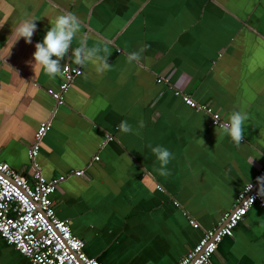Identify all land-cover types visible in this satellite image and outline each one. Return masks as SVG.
<instances>
[{
	"label": "crops",
	"instance_id": "obj_1",
	"mask_svg": "<svg viewBox=\"0 0 264 264\" xmlns=\"http://www.w3.org/2000/svg\"><path fill=\"white\" fill-rule=\"evenodd\" d=\"M68 12L81 21L72 48L81 39L106 48L111 70L77 65L69 52L62 67L81 73L56 104L46 91H57L62 77L32 67V56ZM26 18L35 20L31 43L19 39L8 55L11 33ZM143 45L141 61L129 63L127 54ZM172 90L224 122L245 113L241 145ZM124 120L132 132L117 130ZM45 122L34 159L41 177L83 171L50 200L84 254L101 264H176L264 161V0H0V162L27 180V151ZM149 144L174 154L170 176L155 171ZM210 263L264 264V208L247 211ZM0 264L30 263L0 239Z\"/></svg>",
	"mask_w": 264,
	"mask_h": 264
},
{
	"label": "built area",
	"instance_id": "obj_2",
	"mask_svg": "<svg viewBox=\"0 0 264 264\" xmlns=\"http://www.w3.org/2000/svg\"><path fill=\"white\" fill-rule=\"evenodd\" d=\"M81 71L67 65L62 67V83L57 91L47 90L46 94L56 104L62 103V95ZM157 83H166L157 79ZM184 106L207 115L212 126L220 128L225 123L219 113L209 106L196 103L182 92L172 90ZM217 121H216V120ZM221 129V128H220ZM49 130V123L39 125L33 135V142L27 151L31 165V176L27 180L15 173L8 165L0 162V239L30 264H101L88 258L83 252V242L73 236L65 221L56 218L50 196L59 183L67 178L82 177L83 171H68L49 180H44L38 172L34 159L39 144ZM106 141L112 137L105 135ZM97 157L92 160L97 161ZM264 177V161L256 169L251 189L244 185L235 195L230 210L224 212L215 228L204 231L197 243L185 253L176 264H211L210 258L223 238L232 237L233 230L247 211L255 206L264 208V195H257L260 185L257 178ZM253 198V203L249 201ZM191 228L197 224L188 219Z\"/></svg>",
	"mask_w": 264,
	"mask_h": 264
},
{
	"label": "clouds",
	"instance_id": "obj_3",
	"mask_svg": "<svg viewBox=\"0 0 264 264\" xmlns=\"http://www.w3.org/2000/svg\"><path fill=\"white\" fill-rule=\"evenodd\" d=\"M35 20L26 18L21 21L15 28L14 33H11L13 41L11 47L8 49V55L13 45L21 38L25 43H31V37L36 31ZM81 28V21L74 13H63L55 17L50 30L46 32L42 42L35 44V52L32 56V67H37L50 77H55L62 72L61 61L70 56L74 63L80 66H85L88 62L95 63V70L97 73L103 74L105 71L111 70V65L107 63L109 55H103L106 52V48L99 46L89 47L86 40L81 39L79 46L72 48V42L76 38L77 33ZM149 46L143 45L139 50L127 54V60L129 63L135 61L139 63L142 58V53L147 50ZM247 119V115L240 111H234L230 114L227 122L220 124V128L224 135L228 136L231 141L240 146L241 141L244 138L245 129L243 127L244 122ZM216 120V119H215ZM217 121V120H216ZM143 127V122H141ZM117 130L122 133H130L133 131L132 126L126 121H121L117 125ZM110 137V133H106ZM203 143V142H202ZM151 149V153L154 155L156 161L160 165L155 169L161 177H167L171 175V171L168 169V164L174 159V154L166 147L162 145L152 146L148 145ZM131 164V162L129 161ZM154 182V178L151 177V173H146ZM257 183L260 187L257 190V195H264V177L257 178ZM251 185L249 184V190ZM249 201L253 203V198Z\"/></svg>",
	"mask_w": 264,
	"mask_h": 264
},
{
	"label": "water",
	"instance_id": "obj_4",
	"mask_svg": "<svg viewBox=\"0 0 264 264\" xmlns=\"http://www.w3.org/2000/svg\"><path fill=\"white\" fill-rule=\"evenodd\" d=\"M82 241V240H81Z\"/></svg>",
	"mask_w": 264,
	"mask_h": 264
}]
</instances>
